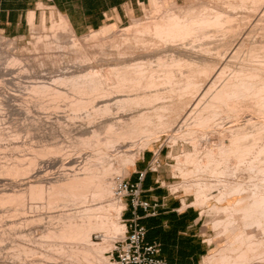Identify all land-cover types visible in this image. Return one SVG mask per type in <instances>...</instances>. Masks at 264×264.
Masks as SVG:
<instances>
[{"label": "rangeland", "instance_id": "374dc122", "mask_svg": "<svg viewBox=\"0 0 264 264\" xmlns=\"http://www.w3.org/2000/svg\"><path fill=\"white\" fill-rule=\"evenodd\" d=\"M165 1L168 5L177 3L178 5L188 6L196 3L198 0ZM205 1L220 6L223 10L227 5L224 0ZM151 2L152 1L149 0L142 4V13L136 17H131L129 21H124L119 24L107 22L105 26L98 29H105V32L91 30L84 34L76 33L67 19L61 16L62 14L55 13L51 10L50 16L47 17L46 21L43 20L44 23L42 21L40 24H31L30 30L24 36L9 37L0 35V47H6L9 41L14 42L13 45L16 48L14 51H11V53L20 57L19 59L21 61L23 60V64L16 63L19 66L15 64L12 65L15 67V71L13 70L14 68H11V71H14L12 74L15 76L18 75L16 79H13L14 81L9 79L12 75L3 73L2 76V70L4 71V68L6 69L7 63L3 59L0 61V80L6 81L4 84L5 88L2 92L0 91V133L3 134L0 136V264H108V262L117 264L115 256L112 255V251L115 248L116 241L123 238L126 230H123V232L117 235H110L111 238H106L107 240H104L103 232L100 230H93L90 233L89 244L92 242L94 245H104L103 249H105L102 250V252L93 250L94 248L86 243L88 241L83 242L77 234L79 239L76 237L75 240L74 238L76 235L73 234V232V237L71 239L70 229V238L67 232H65L66 235H62L59 232L60 230H56L62 225V222L66 220L64 228L68 231L67 219L65 218L66 214L64 215L63 213L68 214L75 211L77 212L84 206L83 204L80 205L76 200L75 203L74 200L71 202L69 199L57 201V183H61L63 180L66 181V178L69 176L72 177L75 172L76 174H79V171L82 173V169L85 168L88 160L92 164H96L97 162L101 165L111 161L115 163L116 166L120 168L123 167V172H120L121 174L119 173V176L115 177V184L118 178L128 179L135 166L130 165L128 161L126 162V158L125 160L123 159L125 156L118 154L117 149L120 148L119 144L124 141V139H120L121 142H114L115 144L113 142L107 144L105 142L106 139L113 137L115 134L111 132L109 135L110 132L108 129H103V124L110 118H114L113 120L117 121L119 120L118 118L125 116L124 118L127 119L134 113L136 114L135 110H139V108L147 113L150 112L151 114L149 113V117H152L150 118L152 121H144L141 127L145 125L147 126H144L146 129L143 128L144 130L130 138V140L126 139L127 142L134 143L135 149L134 151L132 150L133 154L140 151L138 155L136 154L138 157L135 162L142 159L145 155V163L148 164L153 152L160 150L162 167H160L159 173L166 177H161L160 181L163 183L167 192H171L181 198H187L188 204H193L202 211L204 232L206 233V237L209 238V242L212 244L210 254H213L218 249L233 242L236 236L244 230V226L240 219H238L239 221L235 219L234 221H236V223L233 221L231 225L226 226V222L224 223V221H228V214L225 213L224 210H220V208L225 206L228 202H234L240 197H246L243 204H247L249 202L248 196L257 189L258 182L261 184L264 178V174L261 175L264 173L262 169L264 168V162L259 161L260 158L264 159L262 155L263 151L261 153L262 157L260 155L259 158H255L260 153L257 147H259V145L264 147V98H262L264 97V93H258L260 96L257 94V90L261 88H259V86H264V6L261 7L262 11L260 9L258 11V8L254 10V8L252 9L250 7L245 8L246 10L238 9L237 12L234 13L235 17H232L229 22L225 23L222 29L219 28L218 31L217 29H213L212 31L207 30V34L201 33L199 34L200 36H196L198 40L194 39L195 37H190L181 41L179 39L165 41L159 39V37L154 38L149 35H139L143 38H137L138 34L136 33L135 35L134 30L128 32L125 29L133 26L132 24L135 21L144 23L157 14L156 12L158 11H156V7ZM225 10H228V5ZM253 11H257L258 13ZM63 19L66 21L64 26L60 25L62 21L65 22ZM180 45L202 53L210 60L214 59L216 62L214 65H217L215 67L223 72L220 78H217L216 74L213 75L214 73L209 78L202 77L199 81L201 84L198 86L200 89H197L198 91L193 92V94L187 93L182 95V97L176 96L172 99L167 98L169 100L167 107L169 106L168 109L171 112L167 109V115L164 113L165 116L162 113L164 111H162L160 115H158L159 113L155 110H153L152 113V109L148 105H142L139 108L130 105L119 107L114 102L112 105L116 106H112L111 115L107 112L95 113L91 105L87 106L86 110L84 109L77 112V110L71 106L72 103L70 105V102L73 101L70 97L75 98V95L73 94V87H70L69 83H64V85L60 84L61 86L59 85V87H62L59 89L65 91L64 95H67L69 91L73 90V93L71 91L67 95L69 97L66 98L65 96H63L64 98H62V96L61 98L52 97L50 95L54 94L49 92L48 94L47 92H43L45 96L42 93L41 95L43 96H39L40 93H38L39 95L37 93L36 95H32L35 93H31L28 88L29 85L33 84L31 82L33 78H43L48 83H53L52 79L62 74L69 75L75 72L76 75H79L78 73L81 74L82 72L85 73L90 70H99V72L102 73V77L104 74L103 78L106 79V82L114 84L115 81H118V78L113 74V69L121 68L124 65H132L139 61H148L149 59L151 63H154L152 64L153 67L157 66L158 56H155L156 54L160 53V56L165 57L169 52H166L167 49L172 46L181 47ZM246 63L248 64L246 65ZM20 64L25 69H22V73L20 72L19 75L17 69L21 66ZM243 66L247 69L259 70L257 74H253L254 77L252 75H250L252 77H247L248 79L246 80L249 86H247L246 93H244L245 95H238L235 99L229 100L230 104L212 103L211 105V103H209V105H206L207 101L210 102L212 100L213 93H215L214 91H216L218 86H223V84L231 80L235 82L236 73L237 71L240 72ZM158 72L160 73L161 71ZM162 74L163 72L158 75L162 76ZM260 76H262V80ZM214 79L218 80L215 82L217 87L213 88V90L211 88V92L208 89L211 87L210 85H212L211 83L214 82ZM250 79L252 82H250ZM28 83L30 84L28 85ZM19 89H21V91ZM207 90L211 93H207L205 97L204 94ZM46 94L49 96H46ZM171 102H176V104L179 105L178 107L176 106L177 109L173 110L172 107L175 106V104ZM169 103L170 105H168ZM114 116H116V118ZM107 117H109V119ZM202 118L206 119L203 120ZM232 127L233 129L237 127L241 130L243 129V132L249 135V137L248 135L247 137L252 140H255V137L259 136L258 139L260 140H258V142H260V144H256L257 151H255L254 148L252 150L253 153L248 151L249 155L247 158L244 157L243 162L241 158H243L244 152L242 151V153H240L237 149L240 147L239 145L243 143L239 144L237 142V150H228V153L232 154L225 152L227 154L225 156L227 157L226 160L229 159V157L230 159L226 164V168L225 165L223 166V164L220 163L219 168L220 170L223 168L222 172H217L219 168L216 169L217 166H215V164L216 174L215 171H213V164L208 167L210 170L207 169L208 171H203V169L205 170V168H207L206 166H202L207 161V152L211 150L216 153L217 158H219L218 154H220L221 149L224 147V150L228 149L226 148L228 145L229 148L230 145L231 148L235 146V144L232 145L233 141L229 144L230 138L228 135ZM94 130H100L99 133L97 132L99 136H95L97 134H94ZM243 132L242 135H244ZM259 132L263 135L262 139L260 138L261 134ZM87 138L90 140V144L88 143V145L83 143ZM248 138H246V140ZM104 139L105 141H103ZM240 142H242V139ZM256 142L255 140V143ZM113 147L114 149H112ZM260 147L259 149H261ZM98 149H101V151ZM37 150H40L39 153H37ZM111 150L113 151L112 155ZM118 150L120 151V149ZM105 151L110 154L105 153ZM197 151L199 154H197ZM235 151L236 153L239 151L240 155H243L240 156L241 162L239 161V156H236ZM99 152H101L102 155ZM187 153L194 154L193 157L199 160V162L201 161L200 166L198 164L199 162L195 164V159H193V157L191 158V163L189 159L186 161L184 158H186ZM234 153L235 155H233ZM99 154L104 160L100 158ZM116 154H118V156H116ZM244 154H247V152ZM195 156H197V158ZM254 159H258V161L255 160L256 162H253ZM71 160L73 163H69ZM226 162L227 161H225V163ZM249 162L252 163V165L247 164ZM13 164L14 166H19L20 169H25L27 174L23 173V175L22 172H17L15 169L16 166L15 168L12 167ZM197 164L198 168L196 166ZM262 165L263 167H261ZM4 166L5 170L10 166L9 168L12 171H16L15 174L13 172L11 174L8 170H6V172L9 174L5 173ZM178 167L184 169L181 168L182 171L178 172L181 170L178 169ZM199 167H201L204 174ZM28 168L31 169L28 170ZM194 169L197 171L196 174ZM227 169L229 171H227ZM190 170H193L191 171L192 174ZM225 170L226 173H223ZM184 172H187L188 176H185ZM17 173L22 176L16 175ZM220 173L223 174L221 175ZM199 178L201 180H199ZM217 180L228 181L229 184L224 186V183H222V185L220 184L221 187H219L215 184L218 182ZM196 182H202L203 184L207 183L208 186L210 185V189L213 187L211 190L207 189L210 200L205 205L196 202ZM238 183L242 184L243 189L245 188L242 194L229 196L230 192L237 187ZM262 183L264 184V182ZM115 184L114 186H116ZM176 184H183L184 186L178 191H174L173 187ZM29 185L32 187V190L31 187L30 190L34 191L35 189L36 192L40 189L39 185H42L41 191L43 190L44 194L42 192L41 195V192L38 194L35 193V191V194L31 193ZM35 185H37L36 188L38 187L37 190ZM53 187H55V190ZM114 189L115 187L113 190ZM223 194H226L225 199L220 202L218 197ZM111 198L114 197L111 196ZM122 202L126 204L125 199ZM104 212V214H108V216L112 212L116 214L114 210L111 212V209H106ZM61 214L62 216L64 215L63 217L65 220L60 216ZM124 218L125 216L122 214L121 221L123 224H125ZM259 228L258 230L257 227H252L250 230L248 229L252 231V233L257 230L253 233L256 238L255 240L264 239V229H262V227ZM50 231L57 232V236H55V234L53 237V235H51L53 233ZM221 231L223 232L221 233ZM61 235L67 236L68 238H60ZM240 245L241 244H239V246ZM86 247L94 253L91 252L89 260L80 252L84 248L87 249ZM257 250L258 252L255 251L256 254L253 257L249 255V259H247L249 261L246 260L248 263L245 264H264V245Z\"/></svg>", "mask_w": 264, "mask_h": 264}, {"label": "bare ground", "instance_id": "6f19581e", "mask_svg": "<svg viewBox=\"0 0 264 264\" xmlns=\"http://www.w3.org/2000/svg\"><path fill=\"white\" fill-rule=\"evenodd\" d=\"M151 1H152L151 3L156 7V9H157L156 11H158V12H156L157 14H155L154 17L150 18L148 21H146L144 23L135 21L132 24L133 26L127 27L125 29L128 32L134 30L135 35H136V33L138 34L137 38L140 37L139 35H142V36L149 35V36H153L154 38L159 37V39H162L165 41H169V40L172 41L174 39L175 40L179 39L181 41V40L188 39L190 37H193V38L195 37L194 39L198 40V38H197L198 35L201 33H206L207 30L212 31L213 29L214 30L217 29V31H218L219 28L222 29V26H225V23L229 22L232 17H235L234 13H236L238 9L243 10L247 7H250L252 9L254 8V10L258 8V11H259V9L261 10V7L264 6V0H224L225 3H227V5H228V10H225V8H227V5H226V7L224 8V10H225L224 11L223 9H221L220 6L211 4L205 0H198L196 3H193V4L188 5V6L178 5L177 3H174L173 5H171V4L168 5L165 0H151ZM253 12H257V11H253ZM43 20L46 21V18H44ZM44 21H43V23H44ZM62 22H61V24L60 23L59 24L64 26L65 25L64 23H66V21L63 22V24H62ZM67 24H68V22H67ZM209 29H211V30H209ZM98 31L105 32L106 30L103 29V30H98ZM99 33H101V32H99ZM149 33H151V34H149ZM102 34H104V33H102ZM203 35H205V34H203ZM141 38H143V37H140V39ZM135 39H136V37H135ZM142 40L145 41L144 39H142ZM13 43L14 42L9 41V43L7 44L6 47H4V46L0 47L1 48L0 49V61L3 59L7 63L6 69L4 67H3L4 71L1 69L2 70V76H3V73L6 75H12V77L9 78L11 80H13L14 78L16 79V77L18 76V75L15 76L14 74H12L15 71V67H13L12 65L15 64L17 66L19 63L23 64L22 63L23 60L21 61L19 59L20 57H17L16 55H13L11 53V51H14L16 48L13 45ZM184 43H186V42H184ZM261 44H263V43H261ZM183 45H186V44H183ZM192 45H193V43H192ZM256 49H257V47H256ZM166 52H168V55H167L168 57L167 56H165V57L160 56V53L155 55V56H158V58H157L158 65L154 66L155 68L152 65L154 63H151V61L149 59L148 61L147 60H144L141 62L139 61L138 63L132 64V65H124L121 68L113 69L112 70L113 74H115V76L118 78V81L117 82L115 81L114 84L106 82V79L103 78L104 74L102 77V75H101L102 73H100L99 70H90V71H87L85 73L84 72H82L81 74L78 73L79 75H76L75 72H74L75 75L70 73L69 74L70 76L67 74L66 75L62 74L57 78H53L52 79L53 83H48L43 78L42 79L41 78H39V79L35 78L37 81L33 78V81H31L33 84L29 85L30 83H28V85H29L28 88H29L31 93H35L32 95H36V93L37 94L40 93V95L38 94L39 96H43V95L45 96V93H43V92H47V94L49 92V93L54 94V95H50V96L58 97V98H61V96H62V98H64L63 96H65V98L69 97L67 95L71 91L73 93V90H74L73 94L75 95V98L70 97L73 99V101L70 102V105L72 103L71 106L73 108H75L77 110V112H80L81 110H84V109L86 110V107L91 105L93 108V111L95 113L107 112L110 114V112H112V106H113L112 103L114 102L119 107L130 105V106H135V107L139 108L142 105H144V106L148 105L151 107L152 113H153V110H155L156 112L159 113L158 115H160V113L162 111H164L162 113L163 114L165 113L167 115L166 110L169 107V106L167 107V103L169 101L168 99L175 98L176 96L182 97V95H185L187 93L193 94V92L198 91L197 89H200V88H198V86L201 84V83H199V81L202 77H208L209 78L214 73L213 75L216 74L217 78H220L223 71L221 72L219 68L215 67L217 65H214L216 63L214 61V59L210 60L209 58L204 56L202 53L193 51L192 49H189L187 47L172 46L169 49H167ZM254 55H252V56H254ZM16 63H18V64H16ZM247 64L248 63H246V65ZM259 66H261V65H259ZM156 67H157V69H156ZM11 68H14L13 69L14 71H11L12 70ZM22 69H25L22 65L20 67H18L17 73L19 75H20V72L22 71ZM158 71H161L160 73L163 72L162 76H159L160 73ZM157 72L159 75L157 74ZM257 72H259V70L249 69V68L247 69V68H244V66H243L242 69H240V72L237 71L236 77L234 79L235 82L233 80H231L230 82H227L226 84H223L221 82L223 84V86H218V87L216 86V83H215L217 79L216 80L214 79V82L211 83L212 85H210L211 87L209 86L210 88L208 90H210L211 88L213 90V88H215V87H217V88H216V91H214L215 93H213V96H212L213 98H212V100L210 99L211 100L210 102H208L205 99L207 101L206 105H209V103H211V105H212V103L230 104L229 100L235 99L238 95L244 96L245 95L244 93H246V90H247V86H249L247 83L248 81L246 80V79H248L247 77L250 75L253 76V74H255V73L257 74ZM252 76H250V77H252ZM105 78H106V76H105ZM261 78H262V76H260V79ZM250 82H252V80ZM258 82H257V84H258ZM5 83H6V81L4 82L3 80H0V91L1 92L5 88V85H4ZM11 83H13V82H11ZM64 83H69L70 87L71 86L73 87L72 88L73 90L69 91V93L67 95H64L65 91H62L59 89V88H62V87H59V85L60 84L64 85ZM254 84H255V82H254ZM217 85H219V84H217ZM259 88L260 89L257 90V94L258 93L263 94L264 93V86L263 87L259 86ZM19 90L21 91V89H19ZM208 90L204 94L205 97H206L207 93L212 92L211 90H210L211 92L210 91L208 92ZM41 93L43 95H41ZM47 94H46V96H49ZM52 97H50V98H52ZM45 98H47V97H45ZM262 98H264V97H262ZM176 99H178V98H176ZM54 100H55V98H54ZM233 102H235V101H233ZM171 103H174V102H171ZM174 104H175V106L172 107L173 110L177 109V107L179 106L176 104V102ZM237 104H238V102H237ZM56 105H58V104H56ZM168 105H170V103ZM115 106H113V107H115ZM214 106H215V104H214ZM219 106H217V107H219ZM172 108H171V110H172ZM135 111H136V114L134 113L132 116L128 117L127 119H125L124 118L125 116H124V117L118 118L119 120L115 121V120H113L114 118L109 119V117H107L109 120L107 122H104V124H103L104 128L101 126L103 129H105V128L108 129V131L110 132L109 135L111 134V132L113 134H115L113 137L106 139V141H105V139L103 140L107 144L112 143V142L114 143L116 141L121 142L120 139H124V141H122L123 143L122 142L121 143L119 142L120 144L118 143L120 146V148H118V149H120V151L117 148L116 149H117L119 155L125 156L123 159L125 160V158H126V162L128 161V163H130V165L135 164V161L138 157V156H136V154L138 155L140 151L138 153L133 154V151L135 149L134 143L133 142L129 143V141L127 142L126 139L130 140V138L134 137L136 134H138L142 130L146 129L145 127H147V126H145V125H143V127H141L142 126L141 124H144L143 123L144 121L145 122H146V120L152 121V119H150L152 117H149L150 112L147 113V112L143 111V109H140V108H139V110H135ZM169 112H171V111L169 110ZM177 112H178V110H177ZM165 114H164V116H165ZM114 117L116 118V116H114ZM158 117H160V116H158ZM204 119H206V118H204ZM198 125H199V123H198ZM237 128L233 129V127H232L233 130L230 129V133L228 135V137L230 138L229 144H231V142L233 141L234 143L232 142V145L235 144V146H232V148H231V145H230V148H229L228 147L229 145H228L226 147V148H228V149H226L227 151L224 150L225 147L223 149L220 148L221 149L220 154H218L219 158H217V154L214 153L213 151L210 150L209 152H207L206 156L208 158L204 157V158H207V161L204 165H202V166H206L207 168H205V170L203 169V171L210 170L208 167L212 166V164H213V166H214V164H215V166H217L216 169L220 167L219 166L220 163H222L223 166L225 165V168H226V164L228 163V161L230 159V157H229V159L226 160L227 157H225L227 155L226 153H228V150L232 151V150L238 149L240 151V153H242V151L244 153L247 152V154L243 153V155H244L243 156V155H240L239 151H238V153H236V151H235L236 156L237 155L239 156V157L238 156L237 157L239 158L240 162H241V159L244 162V160H243L244 157H246V158L248 157V155H249L248 151H250V153H253V151H252L253 148L255 151H257V150L260 151L259 155L257 153L258 156H256L255 158H257V157L259 158L262 151H263L262 155L264 156V147L262 145H259L260 142H258V140H260V139H258L259 136L258 137L256 136L257 138L255 137V140L257 141L255 143V140L248 138L249 135L246 132H243V129L241 130L240 128H238V130H237ZM263 128H264V126H263ZM240 131H242L244 135H242V132H240ZM97 132L99 133L100 130L99 131L94 130V134H97ZM259 133L261 134V132H259ZM1 134L2 133H0V136H1ZM263 134H264V132H263ZM247 135H248V137H247ZM95 136H99V135L97 134ZM262 137H263V135L261 134L260 138L262 139ZM246 138H248L247 140L249 142L246 140ZM241 139H242V142H240ZM245 140H246V143H245ZM91 141H93V140H91ZM237 142L239 144L240 143L241 144L243 143V144L239 145L240 147L236 149V146L238 144ZM83 143L88 145V143L90 144V140H88V138H87V140H85ZM257 143H259L258 145H259V147L261 146L260 147L261 149H259V147H257L258 149L256 150V144ZM263 143H264V141H263ZM261 144H262V142H261ZM92 145H93V143H92ZM116 146H117V144H116ZM112 149H114V147ZM98 150L101 151V149H98ZM39 151L37 150V153H39ZM117 151H116V153H117ZM255 151H254V153H255ZM99 153L102 155L101 152H99ZM103 153H104V151H103ZM105 153H107V151H105ZM235 153L233 155H235ZM107 154H110V153H107ZM112 154H113V151H112L111 155ZM118 154H116V156H118ZM197 154H199L198 151H197ZM228 154H232V153H228ZM101 155H100V158H102V160H104L103 157H101ZM262 155H261V157H262ZM105 156H109V155H105ZM114 156H115V153H114ZM193 156H194V154L192 155V153H190V154L187 153L186 158H184V159L186 161H187V159H189L190 163H191V158ZM240 156H243V158H241ZM195 157L197 158V156H195ZM177 158H180V157H177ZM238 158H237V160H238ZM114 159H115V157H114ZM114 159H113V161H114ZM193 159H195V158L193 157ZM196 160L197 159H195V161H194L195 164H196V162L197 163L199 162V160H197V161ZM255 160L256 159H254V161L253 160L252 161L253 162L258 161V159L256 161ZM31 161H33V160H31ZM94 161H92V162H94ZM225 161H227V162L225 163ZM259 161L264 162V159L260 158ZM200 162L198 163L199 166H200ZM69 163H73V161L71 160V162H69ZM236 163H237V161H236ZM97 164H98L97 162H96V164H94V163L92 164L88 160L87 165L85 166L84 169H82L83 170L82 173H80V171H79V174H76V172H75V174L73 173L72 177L67 176L68 178H66L67 179L66 181L63 180V182L57 183V201H59V200L63 201V199L64 200L69 199L71 202L74 200V203H75V200H76L78 203H80V205L83 204L84 206L82 205L83 207L81 208V210H79L77 212L75 211V212L68 213V214L63 213L64 215L66 214L65 218L67 219L68 231H66V229L64 228L65 227L64 224H66L65 223L66 220L63 217L64 215L62 216V214H61L60 216H62L65 221L62 222L63 226L62 225L60 226L61 229L59 227L56 230H60L59 232L62 235L65 234V232H67L69 238H70V232H71V239L73 237V234H75V235L77 234L78 237L81 240H83V242L88 241V242H86L87 244H89L90 233L93 230H100L101 232H103L104 240H107L106 238H109V237L111 238L110 235L120 234L121 232H123V230H126V228H127L126 225L123 224L121 221L122 214L125 210L126 205L119 198L115 197V189L113 190V188L115 187L114 186L115 177L116 176L118 177L119 173L123 172L122 171L123 167L120 168V167L116 166L115 163H112L111 161L108 163H104L102 165L101 164L97 165ZM198 164L196 165L197 168H198ZM247 164L252 165V163H250V162ZM15 166H16V168H15ZM15 166L13 164L12 167L15 168L17 172H19V173L22 172V174L23 173L27 174V172H25V169L23 170V169H20L19 166L18 167H17V165H15ZM215 166H214L213 171L216 170ZM9 167H8V169L6 168V170H8V172H10L11 174H12V172L15 174L16 171H14V170L12 171ZM201 167H199L200 170H201ZM261 167H263V165ZM176 168H177V166H176ZM181 168L182 167H178V169H181ZM19 169H20V171H19ZM30 169L28 168V170H30ZM182 169H184V168H182ZM182 169L179 170L178 172H181ZM195 169H194V171L196 174L197 171ZM262 169L264 170V168H262ZM4 170H5V166H4ZM6 170L4 171L5 173H7ZM222 170H223V168H222ZM222 170H220V168H219V169H217V172L218 171L222 172ZM191 171H193V170H190V173H191ZM203 171H202V173H203ZM213 171H211V172H213ZM227 171H229V170L227 169ZM187 172L186 173L184 172L185 176L186 175L188 176ZM223 173H226V170ZM223 173H220V174L222 175ZM7 174H9V173H7ZM115 174H117V175H115ZM215 174H216V171H215ZM263 174L264 173H262L261 175H263ZM16 175H19V174L17 173ZM19 176H22V175H19ZM199 180H201V179L199 178ZM262 182H264V178H263ZM262 182H261V184L258 182L257 189L255 191H253L250 196H248L249 202L247 204H243L246 197L245 198L240 197L237 200H235L234 202H228L225 206L220 208V210L222 209V210H224L225 213L228 214L227 215L228 221H224V223L226 222V226L231 225L235 219H237V220L240 219L242 222V225L244 226V230L236 236V238L233 242H230L228 245L218 249L213 254L206 256L204 258L202 264H240L242 262L245 264V263H248L247 261H249V260H247V259H249L248 258L249 255H252L251 257H253L256 254L255 251L258 252L257 249H259L260 247H262L264 245V239L263 240H255L256 238H255V235L253 234L258 230L259 227H262V229H264V186H263L264 184ZM222 183H224V186H227L229 184L228 181H222V180H219L215 184L218 185L219 187H221L220 184L222 185ZM206 184L205 183L203 184L202 182H198L195 185L196 186V192H195L196 202L200 203L201 205H205L210 200L209 195L207 193V189L208 190L210 189V185L208 186V184L207 185ZM36 186L37 185H35V188H36ZM183 186H184L183 184H176V185H174L173 189H174V191H178ZM30 187L31 186L29 185V190H30ZM39 188L40 189H38V187L36 188V190L37 189L39 190L38 192H36L34 187H33L35 193L39 194V192H41V195H42V192H43V190L41 191L42 185H39ZM54 188L55 187H53V189ZM51 189H52V187H51ZM244 189L242 187V184L238 183L237 187L233 191H231L230 194L229 193L228 194H229V196L236 195V194L240 195V194H242ZM31 190H32V187H31ZM34 191H31V193H34ZM43 194H44V192H43ZM31 195H33V194H31ZM11 196H12V194H11ZM111 196H113L114 198H111ZM225 196H226V194H223L222 196L218 197V200L220 202L223 201L225 199ZM109 197H110V199H109ZM183 203H184V205L187 204L185 202V200H183ZM106 209L107 210L111 209V212H112V210H114L116 212V214L114 212H112V213H110L111 216L110 215L108 216V214H104L105 212H107V211L104 212V210H106ZM202 210H204V209H202ZM113 213H114V215H113ZM62 217H61V219H62ZM218 222H220V221H218ZM234 223H236V221H234ZM223 227H221V228H223ZM252 227H257V230L253 233H252V231H249L250 228H252ZM69 229H70V232H69ZM259 229H261V228H259ZM72 232H73V234H72ZM222 232L223 231H221V233ZM51 233H53V234H51V235H53V237L55 234H56L55 236H57V232L56 233L51 232ZM218 234H220V233H218ZM58 235H60V234H58ZM62 235L60 236V238L61 237H63V239L68 238L67 236H62ZM77 235L74 238L75 240H76ZM64 237H66V238H64ZM239 244H241V245L239 246ZM89 245H91V247L94 248L93 250H97V252H102V250L105 249V248L103 249L104 245L103 246L101 245L102 246L101 247L100 245H94L92 242ZM80 252H82V254H84L83 256H85V258H87L88 260L90 259L89 257H91L90 254H91L92 250H90V249L88 250V248L87 249L84 248ZM259 252H260V250H259ZM108 264H111V263L108 262Z\"/></svg>", "mask_w": 264, "mask_h": 264}, {"label": "crops", "instance_id": "0c3cea01", "mask_svg": "<svg viewBox=\"0 0 264 264\" xmlns=\"http://www.w3.org/2000/svg\"><path fill=\"white\" fill-rule=\"evenodd\" d=\"M149 0H0V35L24 36L31 24H40L51 10L67 19L79 34L98 30L107 22L123 23L142 13V4ZM146 156L135 162L129 180L137 182L139 172L146 170ZM160 173L148 172L142 181V198L159 206L155 215L143 208L137 210L140 223L147 228L146 241L161 244V258L165 264H202L212 250L204 232L202 211L187 198L167 192L160 181ZM166 178V177H165ZM160 183V184H159ZM183 200L187 203L184 205ZM125 219L133 218L130 205Z\"/></svg>", "mask_w": 264, "mask_h": 264}, {"label": "built area", "instance_id": "2783aa9c", "mask_svg": "<svg viewBox=\"0 0 264 264\" xmlns=\"http://www.w3.org/2000/svg\"><path fill=\"white\" fill-rule=\"evenodd\" d=\"M162 167L160 150L154 151L147 164L146 170L139 172L137 182H132L126 178H118L115 186V196L121 201L126 200L131 206L133 218L123 219L127 227L121 240L116 241L112 255L115 256L117 264H165L161 258V244L146 241L147 228L140 223V216L137 213L139 208H143L147 214L155 215L158 209V202L152 203L150 199L142 198V181L148 172L159 173ZM123 212V215H124Z\"/></svg>", "mask_w": 264, "mask_h": 264}]
</instances>
